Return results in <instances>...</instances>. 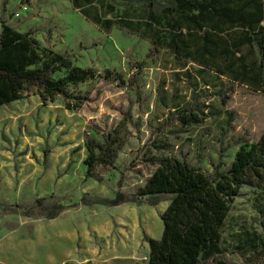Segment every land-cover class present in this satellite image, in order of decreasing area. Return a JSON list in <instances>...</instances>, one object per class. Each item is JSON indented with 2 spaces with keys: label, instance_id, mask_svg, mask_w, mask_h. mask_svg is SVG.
<instances>
[{
  "label": "rangeland",
  "instance_id": "rangeland-1",
  "mask_svg": "<svg viewBox=\"0 0 264 264\" xmlns=\"http://www.w3.org/2000/svg\"><path fill=\"white\" fill-rule=\"evenodd\" d=\"M92 5L112 20L142 15L119 0ZM2 22L99 75L68 87L85 97L78 109L61 96L44 102L36 86L0 106V264H147V238L160 237L168 201L107 207L83 205L81 197L135 193L156 167L152 157L184 160L206 175L224 171L241 142L264 136V91L155 49L125 28L104 30L71 0H0ZM183 108L202 120L181 123L175 114ZM89 140L101 147L86 176ZM50 195L67 206L53 219L7 209ZM222 238L236 264L254 257L253 246L264 245L263 191L240 189Z\"/></svg>",
  "mask_w": 264,
  "mask_h": 264
},
{
  "label": "trees",
  "instance_id": "trees-1",
  "mask_svg": "<svg viewBox=\"0 0 264 264\" xmlns=\"http://www.w3.org/2000/svg\"><path fill=\"white\" fill-rule=\"evenodd\" d=\"M71 2L104 30L125 28L148 38L155 49L166 48L176 58L206 65L220 76L264 91V0H119L125 8L142 11L137 20L128 16L103 18L92 0ZM114 10L111 5L110 11ZM98 75L93 69L78 67L68 56L41 46L30 31L20 32L1 23L0 106L19 100L27 89L36 86L44 102L61 96L67 108L78 109L85 97L71 94L68 87ZM175 115L185 124L202 120L198 113L185 108ZM85 146L86 176H91L98 160L94 149L101 146L91 140ZM106 152L108 158L103 161L111 165V153ZM150 160L156 167L135 193L117 190L111 197L84 194L80 203L153 206L167 200L160 215V237L147 238V264H236L222 248L225 219L243 186L264 192V136L256 142H241L229 167L224 171L216 167L211 175L171 156ZM7 209L20 211L25 217L53 219L67 206L50 195ZM253 247L254 257H247L243 264L264 260V245Z\"/></svg>",
  "mask_w": 264,
  "mask_h": 264
}]
</instances>
